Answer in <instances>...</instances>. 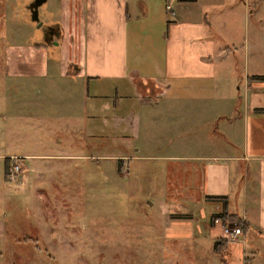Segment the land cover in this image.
<instances>
[{"label":"crops","instance_id":"0c3cea01","mask_svg":"<svg viewBox=\"0 0 264 264\" xmlns=\"http://www.w3.org/2000/svg\"><path fill=\"white\" fill-rule=\"evenodd\" d=\"M50 1L33 31V77L52 64L78 82L87 132L118 145L140 137L144 112L156 125L143 156L175 159L177 177L197 178L207 200L225 195L245 235L253 213L264 236V0ZM124 152L102 156H137Z\"/></svg>","mask_w":264,"mask_h":264},{"label":"rangeland","instance_id":"374dc122","mask_svg":"<svg viewBox=\"0 0 264 264\" xmlns=\"http://www.w3.org/2000/svg\"><path fill=\"white\" fill-rule=\"evenodd\" d=\"M33 1L0 0V264H264L253 213L243 241L220 234L224 245L212 251L224 222H242L212 223L223 200L205 199L197 178L177 177L175 159L143 156L156 125L144 112L140 137L125 148L87 132L81 86L59 67L33 77V31L51 2L34 20ZM126 150L137 156H102ZM9 155L20 163L15 179L5 171ZM229 248L243 252L239 262Z\"/></svg>","mask_w":264,"mask_h":264},{"label":"built area","instance_id":"2783aa9c","mask_svg":"<svg viewBox=\"0 0 264 264\" xmlns=\"http://www.w3.org/2000/svg\"><path fill=\"white\" fill-rule=\"evenodd\" d=\"M167 9L172 10V2L169 1L167 3ZM11 157V158H10ZM20 163L17 158H13V156L9 155V162L7 163V174L10 179H15L18 173L20 172ZM243 225L239 223H229L224 222L222 225V235L220 239H226L227 242L233 240L243 241L244 238L241 236L243 233Z\"/></svg>","mask_w":264,"mask_h":264},{"label":"trees","instance_id":"16d2710c","mask_svg":"<svg viewBox=\"0 0 264 264\" xmlns=\"http://www.w3.org/2000/svg\"><path fill=\"white\" fill-rule=\"evenodd\" d=\"M9 157V156H8ZM8 159L9 158H5V171L7 169V163H8ZM121 159V158H119ZM209 197H212V198H219L220 200H223L225 201V195L223 194H216V195H209ZM225 203V202H224ZM225 209H226V204H225ZM227 211V209H226ZM226 211L222 214H216L215 216H213L212 218V221H215L216 219H219V218H222V219H226V218H229V220H241L242 222V225H243V228H247L248 227V223L245 219H243L238 213H226ZM223 242L222 240H215L214 241V247L215 249L216 248H220V247H223ZM222 245V246H221ZM218 250V249H217Z\"/></svg>","mask_w":264,"mask_h":264},{"label":"water","instance_id":"95a60500","mask_svg":"<svg viewBox=\"0 0 264 264\" xmlns=\"http://www.w3.org/2000/svg\"><path fill=\"white\" fill-rule=\"evenodd\" d=\"M45 0H34L32 7H33V19L34 20H39V11H38V7L41 3H43ZM42 22L39 23V25H41Z\"/></svg>","mask_w":264,"mask_h":264}]
</instances>
